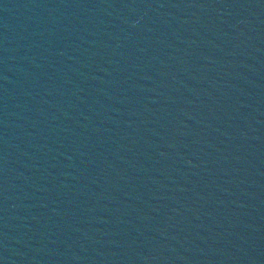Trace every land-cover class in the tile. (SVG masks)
I'll use <instances>...</instances> for the list:
<instances>
[{"label":"water","instance_id":"water-1","mask_svg":"<svg viewBox=\"0 0 264 264\" xmlns=\"http://www.w3.org/2000/svg\"><path fill=\"white\" fill-rule=\"evenodd\" d=\"M64 0H0V239L42 100Z\"/></svg>","mask_w":264,"mask_h":264}]
</instances>
